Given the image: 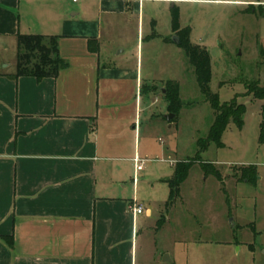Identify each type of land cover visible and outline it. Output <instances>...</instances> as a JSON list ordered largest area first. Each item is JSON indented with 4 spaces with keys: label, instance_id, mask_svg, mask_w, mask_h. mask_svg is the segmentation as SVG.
I'll use <instances>...</instances> for the list:
<instances>
[{
    "label": "crops",
    "instance_id": "1",
    "mask_svg": "<svg viewBox=\"0 0 264 264\" xmlns=\"http://www.w3.org/2000/svg\"><path fill=\"white\" fill-rule=\"evenodd\" d=\"M212 2L0 0V264L172 263L149 240L151 212L132 211L155 102L125 54L134 38L176 47L171 10L190 28L188 5ZM19 36L54 39L67 67L14 79Z\"/></svg>",
    "mask_w": 264,
    "mask_h": 264
},
{
    "label": "rangeland",
    "instance_id": "2",
    "mask_svg": "<svg viewBox=\"0 0 264 264\" xmlns=\"http://www.w3.org/2000/svg\"><path fill=\"white\" fill-rule=\"evenodd\" d=\"M259 9L264 10V0L188 5L190 42L204 47L210 57V91L220 105L234 102L245 107L243 128L230 123L221 138L222 148L211 143L200 151L197 146L198 140L207 138L213 114L184 52L161 47L160 41L149 46L145 37L127 45L130 55H125L130 64L139 60L143 78L149 80V99L155 102L150 122L143 121L144 127L152 124L149 134L144 139L141 133L139 139L140 157L147 162L146 176L139 175L137 202L151 212L149 240L164 250L161 261L167 256L170 264H264V144L259 142L264 100L253 99L245 89H264V17L244 13ZM43 44L49 47L47 41ZM168 81L179 85L180 108L171 124L166 121L172 114L162 92ZM168 159L213 164L225 185L205 176L195 164L180 186L182 201L173 200L165 210L168 185L155 179H173ZM247 166L256 167L253 184L239 181Z\"/></svg>",
    "mask_w": 264,
    "mask_h": 264
},
{
    "label": "trees",
    "instance_id": "3",
    "mask_svg": "<svg viewBox=\"0 0 264 264\" xmlns=\"http://www.w3.org/2000/svg\"><path fill=\"white\" fill-rule=\"evenodd\" d=\"M245 14H251L255 17H264V10H245ZM171 32L178 40L176 47L182 50L188 59L189 65L194 69L197 85L201 95L209 103L213 114V123L210 127L206 139L197 141V146L200 151H205L208 146L213 143L217 148H222L221 138L230 123H233L238 130L243 128V115L245 114V107L243 105L231 104L220 105L218 96L213 94L209 89L211 82V64L208 52L204 47L193 45L190 42V28H181L179 24V12L177 8L171 10ZM151 37H157L153 34ZM47 41L49 47L43 43ZM164 43H171V39H163ZM89 50L94 51L96 43L89 41ZM67 67V64L58 58L54 39H47L41 36H19L17 39V51L15 61L14 79L19 77H33L37 81L44 78H55L60 70ZM144 91V87L141 88ZM249 94H252L255 100H264V89H251L245 87ZM163 98L168 103V111L173 115V118L168 122L169 124L176 121L178 109L180 108L179 100V85L174 81H168L162 87ZM223 112V113H222ZM264 113V106H262ZM219 113V114H218ZM260 144H264V133L261 130ZM199 164L204 175H212L219 182L223 183L221 174L216 170L213 164H207L200 161V159L186 160L182 162H175L173 164V179L164 182L168 185L170 190L169 201L180 198V186L187 179L190 169L193 165ZM257 176L255 166H247L241 170V178L239 181L247 184H253Z\"/></svg>",
    "mask_w": 264,
    "mask_h": 264
},
{
    "label": "built area",
    "instance_id": "4",
    "mask_svg": "<svg viewBox=\"0 0 264 264\" xmlns=\"http://www.w3.org/2000/svg\"><path fill=\"white\" fill-rule=\"evenodd\" d=\"M73 2H75L76 0H72ZM135 169H136V172L137 173H140L143 171V168H144V162L139 160V159H135ZM143 206L142 205H139V204H135L132 208V211L135 215H140L142 214L143 212Z\"/></svg>",
    "mask_w": 264,
    "mask_h": 264
},
{
    "label": "water",
    "instance_id": "5",
    "mask_svg": "<svg viewBox=\"0 0 264 264\" xmlns=\"http://www.w3.org/2000/svg\"><path fill=\"white\" fill-rule=\"evenodd\" d=\"M172 40L174 41L175 44L178 43V40L176 38H172ZM172 118H173V115H169L166 117V121L169 122ZM262 132L264 133V113H263V121H262ZM169 261H170L169 258L165 256L163 259V262H169Z\"/></svg>",
    "mask_w": 264,
    "mask_h": 264
}]
</instances>
